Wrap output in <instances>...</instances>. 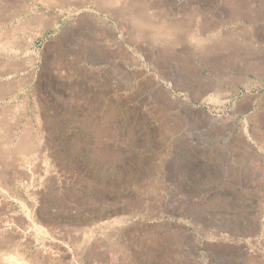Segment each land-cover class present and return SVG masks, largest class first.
Here are the masks:
<instances>
[{"label": "rangeland", "instance_id": "rangeland-1", "mask_svg": "<svg viewBox=\"0 0 264 264\" xmlns=\"http://www.w3.org/2000/svg\"><path fill=\"white\" fill-rule=\"evenodd\" d=\"M0 192V264H264V0H0Z\"/></svg>", "mask_w": 264, "mask_h": 264}, {"label": "bare ground", "instance_id": "bare-ground-1", "mask_svg": "<svg viewBox=\"0 0 264 264\" xmlns=\"http://www.w3.org/2000/svg\"><path fill=\"white\" fill-rule=\"evenodd\" d=\"M117 2H118V1H117ZM119 4H120V3H119ZM168 71H169L170 74L173 75V76H175V74L177 73V72L175 71V69L172 68V67H169V68H168ZM177 77H179V76H177ZM177 77H176V79H177ZM188 78H189V77H188ZM188 78H184V79H182L181 82H182V85H183V86H184V85H185V86H188L187 84H190ZM176 81H177V80H176ZM181 82H179V84H180ZM208 82H209V81H208ZM182 85H179V86L182 87ZM199 86H200V85H199ZM209 86L211 87L212 85L206 83V88H208ZM203 90H204V89H203ZM208 90H209V89H208ZM200 93H201V91H200ZM189 123H190V122H189ZM192 123H193V122H192ZM196 124H197V123H196ZM194 125H195V124H194ZM199 126H200V125H199ZM193 127H194V126H193ZM205 127H206V125H205ZM210 127H211V126H210ZM210 127H209V129H210ZM27 160H28V159H27ZM24 161H25V160H24ZM222 164H223V163H222ZM227 166H228V164H227ZM11 191H12V190H11ZM0 193H1V192H0ZM1 195H3V193H2ZM4 196H5V195H4ZM6 196H10V195H6ZM13 196H14V195H13ZM10 197H11V196H10ZM12 198H14V197H12ZM16 198H17V197H16ZM0 199H2V198H0ZM4 199H6V198H4ZM8 199H9V198H8ZM8 199H7V200H8ZM7 200H6V201H7ZM31 202H32V201H31ZM2 204H3V203H2ZM30 207H31V206H30ZM31 209L33 210L34 208L31 207ZM32 210H31V211H32ZM198 210H199V205L194 204V205L192 206V211L197 212ZM30 213H31V212H30ZM32 215H33V213H32ZM28 216H31V214H30V215H27V217H28ZM22 217H23V216H22ZM31 217H33V216H31ZM6 220H7V219H6ZM34 220H35V219H34ZM28 221H31V220L28 219ZM36 221H37V220H36ZM36 221H35V224H36ZM4 222H5V221H4ZM9 222H10V221H9ZM11 222H12V221H11ZM7 224H8V222H7ZM8 225L13 226L12 224H8ZM26 225H27V224H26ZM1 226H2V225H1ZM1 226H0V227H1ZM5 226H6V225H5ZM5 226H4V227H5ZM35 226H36V225H35ZM4 227H3V228H4ZM8 227H9V226H8ZM33 227H34V225L32 226V228H33ZM5 228H6V227H5ZM12 228H13V227H12ZM30 228H31V227H30ZM32 228H31V229H32ZM1 231H3V230H0V232H1ZM6 231H7V229H6ZM4 232H5V231H4ZM1 233H3V232H1ZM31 234H32V233H31ZM1 235H2V234H1ZM82 235H83V234H82ZM11 236H12V235H11ZM35 238H36V235H35ZM38 238H39V237H38V235H37V238H36V239L38 240ZM12 247H13V246H12ZM2 255H3V254H2ZM218 259H219V258H218ZM220 260L224 261V257L221 258Z\"/></svg>", "mask_w": 264, "mask_h": 264}]
</instances>
